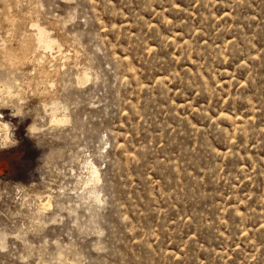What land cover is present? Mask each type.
I'll use <instances>...</instances> for the list:
<instances>
[{
    "label": "rangeland",
    "instance_id": "1",
    "mask_svg": "<svg viewBox=\"0 0 264 264\" xmlns=\"http://www.w3.org/2000/svg\"><path fill=\"white\" fill-rule=\"evenodd\" d=\"M0 264H264V0H0Z\"/></svg>",
    "mask_w": 264,
    "mask_h": 264
},
{
    "label": "bare ground",
    "instance_id": "2",
    "mask_svg": "<svg viewBox=\"0 0 264 264\" xmlns=\"http://www.w3.org/2000/svg\"><path fill=\"white\" fill-rule=\"evenodd\" d=\"M33 27H35L36 28V30H37V41H38V43H39V47H42V48H44L43 50H45V49H47L46 51H48V49H52L53 47H55L56 45H58L57 44V41H54V40H52L51 39V37L46 33V31H45V29H43L42 27H40L39 25H33ZM30 44H31V42H30ZM60 45V44H59ZM33 46V45H32ZM38 48V47H37ZM45 52V51H44ZM21 54V53H20ZM19 55V54H18ZM12 60V59H11ZM15 66V65H14ZM12 69V68H11ZM86 78V77H85ZM83 80V79H82ZM81 80V81H82ZM85 80V79H84ZM80 81V82H81ZM84 83V82H83ZM6 85H8V84H6ZM2 86H3V84H2ZM9 86H11L10 84H9ZM8 86V87H9ZM4 87L5 86H3V87H1V88H3L4 89ZM2 89V90H3ZM5 91V90H4ZM8 91V90H7ZM3 95V94H2ZM56 109V108H55ZM54 116L56 117V115H55V113H54ZM61 117H63V116H61ZM57 120V119H56ZM60 121H63V119H61ZM4 127H6V125H3ZM91 174H93L94 176H97V174H98V172H97V170H96V168H93V170H92V173ZM92 176V175H91ZM99 179V178H98ZM42 206V205H41Z\"/></svg>",
    "mask_w": 264,
    "mask_h": 264
}]
</instances>
